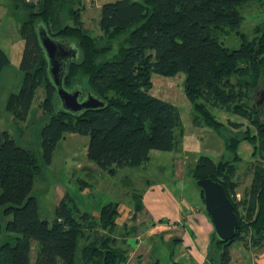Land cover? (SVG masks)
Instances as JSON below:
<instances>
[{
  "label": "trees",
  "instance_id": "trees-1",
  "mask_svg": "<svg viewBox=\"0 0 264 264\" xmlns=\"http://www.w3.org/2000/svg\"><path fill=\"white\" fill-rule=\"evenodd\" d=\"M15 1L22 7L18 20L24 39L19 63L23 77L19 90L8 95L5 110L22 137L23 124L42 88L44 95L37 106L46 121L40 129V150L18 145L12 133L0 129V237L2 217H9L4 230L15 235L14 243H0V264H77L80 241L83 264L126 261L127 250L122 239L118 244V237L125 239L131 232L127 228L118 231L119 201L104 203L95 217L81 211L66 192L49 223L40 218L31 192L66 134L87 136L88 161L109 176L142 166L153 151L179 152L185 134L180 112L173 103L151 94L153 74L184 75L193 126L204 122L212 128L223 127L210 110L216 108L247 119L255 128L249 136L252 179L241 200H235L238 157L224 163L200 155L189 166L194 183L211 178L224 187L238 216L235 237L229 242L220 241L213 231L211 242L218 256L210 255L207 264H229V246L234 241L249 248L264 246V105L255 103L246 89L249 82L254 87L264 85V33L246 40L239 10L253 0L110 1L101 6V34L97 36L83 26L82 0ZM38 27L77 50L76 58L67 64L64 87L95 96L102 107L78 113L60 107ZM228 34L240 38L239 47L231 49L221 43V37ZM8 64L0 49V72ZM229 123L234 129L242 125ZM77 182L80 190L90 187L87 180L78 178ZM130 195L137 213L142 194L132 191Z\"/></svg>",
  "mask_w": 264,
  "mask_h": 264
},
{
  "label": "rangeland",
  "instance_id": "rangeland-1",
  "mask_svg": "<svg viewBox=\"0 0 264 264\" xmlns=\"http://www.w3.org/2000/svg\"><path fill=\"white\" fill-rule=\"evenodd\" d=\"M240 13L243 16V23L241 25V31L244 33L246 40H251L255 36H260L264 33V0H253L242 4L239 7ZM20 15V13L18 14ZM13 20L14 17L12 18ZM91 33H97V27H91ZM221 43L227 48L239 47L241 40L236 34H228L221 37ZM23 77L22 71L18 68L10 66L0 73V82L5 83L12 90H18L21 85ZM184 75L182 73L173 76L152 75L150 89L151 94L167 100L179 109L185 134L183 140L188 150L195 151L197 156L207 155L216 160L217 162H233L235 156L240 159L237 162L236 180L239 188L235 190L240 200L246 196L247 191L250 188V170L249 164L254 160L252 157L253 144L250 141L251 137L255 133V128L250 122L232 113L225 112L221 109L209 108L213 113L215 119L219 123L224 124L223 127L215 128L208 126L202 122L200 127L192 125V107L188 99L185 96L183 90ZM247 92L251 96V99L256 103L261 101L260 105H264V85L259 84L258 87L249 86L246 88ZM43 89L40 88L37 91L36 98L31 107V111L37 112V115L30 114L29 120L26 121L25 133L21 137L20 134L14 130V128L7 129L13 134L18 145L27 147L33 150H40V129L46 121L45 115L40 116L41 111L38 109V102L43 97ZM35 106V107H34ZM3 113H5L3 111ZM3 116H7L4 114ZM241 122L239 129H234L230 126L229 122ZM10 124V123H7ZM89 138L87 136H80L74 134H66L65 138L61 140L53 154L52 163L45 168L44 173L41 176H37L32 189V194L36 197L39 205V216L42 219H46L49 223L54 217L55 206L57 201V192L55 189L56 184L64 186L65 191L73 199L74 203L81 211L91 213H98L99 208L110 200H119L124 208H132L130 205L131 198L128 195L129 187L126 183L127 178L135 180V189L143 185L144 180L153 178V171L155 164L164 161L166 158L172 155V152L153 151L151 159L147 163L145 169L142 168H124L115 176H109L106 173L100 174L92 162L88 161L86 157V145ZM238 140V141H236ZM238 142V144H237ZM175 153L173 158H178L183 153ZM189 152V151H188ZM194 153V154H195ZM235 154V155H234ZM183 156V155H182ZM195 155L188 158L189 161H195ZM159 161V162H158ZM102 173V172H101ZM84 179L90 183L89 188L86 190H80L77 179ZM124 178V179H123ZM126 180V181H125ZM123 184L122 186L119 184ZM123 189V191H121ZM127 192V193H126ZM117 197V198H116ZM122 206V207H123ZM9 217H2V232L0 237V243L10 242L14 243V234L8 233L4 230V223ZM123 219H118L121 223ZM122 232V229H118ZM119 234V233H117ZM116 234V235H117ZM120 237H118V244L120 245ZM82 241L79 243V248L76 251L77 264H83L81 258ZM170 247L167 248L169 250ZM35 256V249L32 251V257Z\"/></svg>",
  "mask_w": 264,
  "mask_h": 264
},
{
  "label": "crops",
  "instance_id": "crops-1",
  "mask_svg": "<svg viewBox=\"0 0 264 264\" xmlns=\"http://www.w3.org/2000/svg\"><path fill=\"white\" fill-rule=\"evenodd\" d=\"M110 1L115 0H82L83 26L90 33L91 27L95 26L98 29L97 33H91L93 36L101 34L98 24L100 9L102 4ZM21 9V5L15 0H0V49L9 59V64L1 72L10 66L19 69L24 47L18 20ZM13 17L15 20L12 19ZM18 90H12L5 83L0 82L1 130L10 132L7 127L14 128L11 114L5 110V103L8 95ZM35 111L33 108V111L29 112V118L30 114L37 115L38 111ZM4 114L7 116H3ZM182 148L183 156L173 158L175 153L179 152H172V155L164 161H158L159 163L152 169L153 178L144 180L140 189H135L134 179H126L130 188L128 191L130 198L132 191L142 194V208L135 213L132 199L128 200L132 208H124L117 200L120 202L119 216L116 219L118 229L123 231L127 228L131 232L125 239L120 237L123 242L122 247L127 250L126 261L122 264H207L210 255L217 259L218 250L211 242L213 225L204 210L200 190L188 170L199 156L194 150H188L185 144ZM190 155L196 156L194 162L188 160ZM147 163L138 168L145 169ZM99 173L103 175V172ZM250 176L252 177L251 173ZM119 184L123 188V184L120 182ZM238 188L239 185L236 189ZM55 189L56 202H58L67 191L61 184H56ZM93 216L97 217L98 213H94ZM118 219L123 221L119 223ZM229 253L231 257L229 264H264V246L249 248L240 241H234L229 246Z\"/></svg>",
  "mask_w": 264,
  "mask_h": 264
},
{
  "label": "water",
  "instance_id": "water-1",
  "mask_svg": "<svg viewBox=\"0 0 264 264\" xmlns=\"http://www.w3.org/2000/svg\"><path fill=\"white\" fill-rule=\"evenodd\" d=\"M38 40L47 59V73L56 88L60 107L71 113L103 106V102L93 95L82 96L79 89L67 90L63 85L67 64L76 58L77 50L64 40L51 37L44 28L37 29ZM261 101H258L260 104ZM195 185L202 191L204 210L210 218L216 237L229 242L235 237L238 216L224 187L211 178H200Z\"/></svg>",
  "mask_w": 264,
  "mask_h": 264
},
{
  "label": "built area",
  "instance_id": "built-area-1",
  "mask_svg": "<svg viewBox=\"0 0 264 264\" xmlns=\"http://www.w3.org/2000/svg\"><path fill=\"white\" fill-rule=\"evenodd\" d=\"M25 2H28V3H36L38 0H24ZM235 200L236 201H239L240 198L239 196H237V194H235Z\"/></svg>",
  "mask_w": 264,
  "mask_h": 264
}]
</instances>
